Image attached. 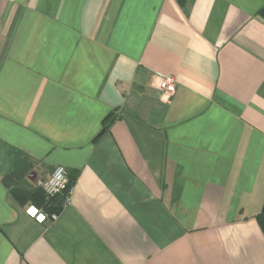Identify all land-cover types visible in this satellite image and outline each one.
<instances>
[{
    "label": "crops",
    "instance_id": "obj_1",
    "mask_svg": "<svg viewBox=\"0 0 264 264\" xmlns=\"http://www.w3.org/2000/svg\"><path fill=\"white\" fill-rule=\"evenodd\" d=\"M262 212L264 0H0V264H264Z\"/></svg>",
    "mask_w": 264,
    "mask_h": 264
},
{
    "label": "built area",
    "instance_id": "obj_2",
    "mask_svg": "<svg viewBox=\"0 0 264 264\" xmlns=\"http://www.w3.org/2000/svg\"><path fill=\"white\" fill-rule=\"evenodd\" d=\"M162 88L168 93L175 92L176 79L171 76L166 77L162 83ZM69 183V176L66 168L62 166L57 167L49 178L41 182L45 200L51 201L56 196L65 194L67 201L73 191V187H70ZM25 214L39 225L55 223L59 219V214L47 212L44 208H39L36 205L27 206Z\"/></svg>",
    "mask_w": 264,
    "mask_h": 264
},
{
    "label": "trees",
    "instance_id": "obj_3",
    "mask_svg": "<svg viewBox=\"0 0 264 264\" xmlns=\"http://www.w3.org/2000/svg\"><path fill=\"white\" fill-rule=\"evenodd\" d=\"M116 120V117L114 116V114H110L109 116H107L105 118V120L103 121V130H102V133H105L109 130V128L111 127V125L115 122ZM18 177H21V176H18V175H15V176H9L5 181V183L8 185L10 183H14V179H17ZM69 186L70 187H73V184H74V180L72 179H69ZM21 193L23 195H21ZM15 196L18 198V199H21V196H25L26 198L30 199V201L32 203H34L37 207L39 208H44L47 212H54V211H58L62 205L64 204V201L66 199V196L65 194H61V195H58L56 196L55 198H53L51 201H46L45 200V195L43 193V191L39 188L35 191H32V192H28V191H17L14 193ZM55 201V203H54ZM257 222L264 234V212H262L261 214H259L257 217Z\"/></svg>",
    "mask_w": 264,
    "mask_h": 264
}]
</instances>
